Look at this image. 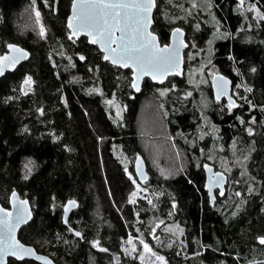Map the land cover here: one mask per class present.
I'll list each match as a JSON object with an SVG mask.
<instances>
[{"label": "trees", "instance_id": "1", "mask_svg": "<svg viewBox=\"0 0 264 264\" xmlns=\"http://www.w3.org/2000/svg\"><path fill=\"white\" fill-rule=\"evenodd\" d=\"M245 1L256 3L264 14V0ZM156 2L152 30L162 44L169 42L174 27H182L188 42L186 68L193 62L210 65L214 76L229 77L236 106L229 111L227 99L216 98L214 76L196 89L185 73L182 78L169 76L162 85L145 79L137 94L131 70L105 61L86 37L69 39L66 22L72 0H0V56L10 43L31 53L28 61L0 79L1 186L29 199L35 238H28L62 263L109 264L111 256L104 254L118 251L129 234L154 247L152 236L172 224L184 233L181 242L165 250L168 264H264V244L257 239L264 236V18L246 16L239 0ZM30 6L41 13L43 37L26 28L25 10ZM190 6L191 14L186 15ZM207 41L213 43L209 51ZM124 73L129 81L120 88L117 74ZM26 76L31 83H24ZM237 84L240 88L233 94ZM161 88L169 89L164 96ZM116 93L126 102L124 119L118 123L106 105ZM152 99L164 109L168 133L188 159L185 172L177 177L152 176L139 148L142 129L155 135L148 140L156 146L162 142L156 138L163 131L157 113L148 106L156 104ZM144 103L148 109L140 132ZM37 109H43L42 114ZM117 147L142 155L150 172L142 183L148 188L146 196L135 202L129 201L135 184L115 155ZM222 160L238 165L237 170L241 164L245 185L236 182L237 171L224 172ZM205 163L228 176L226 193L216 194L214 204L204 188ZM70 199L79 206L65 226L61 213ZM94 208L98 217L93 216ZM93 240L102 246L94 262L88 256Z\"/></svg>", "mask_w": 264, "mask_h": 264}, {"label": "snow or ice", "instance_id": "2", "mask_svg": "<svg viewBox=\"0 0 264 264\" xmlns=\"http://www.w3.org/2000/svg\"><path fill=\"white\" fill-rule=\"evenodd\" d=\"M155 6V0H72V14L68 16V28L71 29L69 39L82 31L86 32L90 42L99 45L104 60L110 61L113 65L131 68L133 76L131 87L139 90V80L142 76L150 75L153 80L163 79L170 71L178 70L180 64L179 52L183 41L180 40L179 34L182 30L172 29L173 43L164 45H161L155 34L149 31L151 12ZM253 8H255L254 5ZM36 16L38 21L39 12L36 13ZM117 32L119 35L116 34ZM44 34L45 30L41 26V37ZM7 47L12 52L0 56V74L4 72L5 68L15 67L21 59L28 55L23 48L15 44H8ZM80 59L83 60L85 57L81 56ZM24 83H31V77L26 76ZM228 83L229 81L225 77H213V86L217 88L218 100L220 96L227 95ZM163 91H167V89ZM246 91H251V88H246ZM228 100V110L231 111L236 105L231 96L228 97ZM249 104L250 108L255 107L250 102ZM37 111L42 114L43 109H37ZM240 122L244 123L242 119ZM247 131L251 134L253 130L248 128ZM207 167L205 165V168ZM137 171L140 176H145L143 172L139 171V166ZM129 179H132L131 175H129ZM223 180L222 173H214L210 178V185L222 183ZM132 182L136 183L134 179ZM210 185L205 186L209 187L211 199ZM248 191L252 192L253 187H249ZM132 195L134 196L136 193L134 192ZM236 195L239 196L240 193L237 192ZM11 196L14 213L7 208L0 207V264H3L4 257L9 253L21 260L25 256L34 255L33 249L22 244L15 236L16 228L31 216L28 201L20 200L15 191L11 193ZM68 203L74 205L75 201L70 200ZM67 210V206H65V212ZM76 235L80 236L81 234L77 232ZM257 239L261 244H264V236L257 237ZM128 243H132L131 236L128 238ZM140 243L146 250L151 251L143 240ZM92 244L99 247V242L96 240H93ZM101 250L107 251V249ZM142 255L143 253H141ZM37 258L46 259L45 257ZM157 259L164 262L163 256H157Z\"/></svg>", "mask_w": 264, "mask_h": 264}, {"label": "rangeland", "instance_id": "3", "mask_svg": "<svg viewBox=\"0 0 264 264\" xmlns=\"http://www.w3.org/2000/svg\"><path fill=\"white\" fill-rule=\"evenodd\" d=\"M239 2H240V6H239L240 10L242 12H246L247 13L245 14L246 16L248 17L250 16L251 18H256V19L264 18V14L261 11V8L256 3H249L245 0H239ZM253 5L255 6V8H253ZM191 10H192V6H190L187 9L186 15H190ZM25 11L27 14V18H26L27 27L26 28L27 29L31 28L36 31L38 30V32L40 33L41 26H43L45 33H46V29L41 21V15H40L41 13L36 9V7L35 6H30L29 8L27 7ZM37 12H39L38 21H37V16H36ZM179 17L180 19L186 21V18L182 17L181 15ZM196 25L197 24L194 25L195 34L198 32ZM214 38H216V35ZM211 44L213 43L210 41L206 42L205 48L208 51H209ZM190 59H192V57ZM209 66L204 67L203 65L195 64V62L191 64L190 69H187L185 66L186 81L191 83V86L195 89L197 87H201L203 83H206L208 79H210L216 74L215 69L210 68ZM128 81L129 79H128L127 74L125 73L117 74V82H118L117 84L120 88L121 86H124V85L126 86ZM239 88H240V84H237L233 88V94L237 93ZM164 89H167V88H161V92L163 93V94L161 93L162 96L167 94V91L169 90L167 89V91H163ZM145 98L150 99L152 97H149V95H147ZM109 101H111V103H109ZM152 102H155V100L152 99ZM155 103L156 104L148 103V106L149 104H151V107H150L151 110L157 113L158 129L163 130L162 132H159L160 133L159 135H156V138H162V142H157V143H161L160 146L162 147L156 146L153 142H150L148 140L149 136L155 137V135L149 134L147 130H145L144 132V129H142L144 126L143 124L146 123L145 122V115H146L145 112H147L146 110L148 109V107L147 109H144V105H145L144 103L143 108L141 109L142 111H141L140 117H139L140 125H138V128H137L138 131L140 132L142 129V132L140 133V135L144 137L142 141L141 140L139 141V148L142 150V154L147 160L152 176L154 174L158 178L177 177L183 172H185L186 166L188 164V159H187L185 150L183 148L181 149L179 145L177 144V142L175 141V139L171 137L168 133L169 128H167V124L164 121L165 119L164 109L161 107V105H159L158 102H155ZM106 105L108 108L112 109V112L114 113L113 120L116 123L124 119V115L126 111V102L124 101L122 94H118V93L114 94L110 99L106 101ZM167 153H169L170 155H168ZM115 155L127 169L126 173L128 175H131L132 178L136 181L134 190L132 192V193L135 192L136 195L133 196L131 193L129 196V201L135 202L139 198H144L146 196V192L148 191V188L142 185L141 182H139L135 174L134 161H135L136 154L125 152L123 149H121V147H117L115 150ZM167 156H170L171 158H167ZM222 163H223L222 168L225 170L224 172H226V174H227V171L230 173H235L237 171L236 172V182L237 181L239 182L238 185L243 186L246 184L247 174H246V171L243 168H241L240 163H239L238 170H237L238 165L232 164L231 166H229V163H227L226 160H222ZM150 172L148 174H150ZM228 185H229V182H228ZM228 185H227V188H228ZM93 211H94L93 216L98 217L99 215L97 211L95 212V208L93 209ZM158 222H159L158 224L162 225V223L164 222V219L159 220ZM153 231L155 232V229ZM183 233H184L183 229L181 227H178L177 225L171 224L168 226H164L161 228L160 234H157V235L155 234L152 236L153 243L155 244L154 247L151 245V243L146 242L144 239L142 238L137 239L133 237L131 234H129V236L132 237L131 244L128 243V238H129L128 236L127 239L121 242V246L118 251L109 252L107 254H104L103 257L105 258L107 255L111 256V262L109 264H135V263L137 264H168V261L166 259L165 250L168 249L173 243H175V241L176 243L181 242L183 238ZM163 236H165V243H163L162 241ZM141 240H143L145 243L148 244L151 251H148L144 248V245L140 243ZM37 244L41 246L43 245L39 242H37ZM88 246L87 247L89 248L88 249L89 259L94 262L96 258H99V254L101 253L98 251H99V248H101L102 246L100 244H99V247L94 246L92 244V241H89ZM155 246H158V248H160V251H157ZM92 248L94 249L92 250ZM96 252H98L99 254H97ZM141 253H143L142 256H141ZM153 253H155V255H153ZM157 256H163L164 262H161L160 260H158ZM107 263H108V260H106V264Z\"/></svg>", "mask_w": 264, "mask_h": 264}, {"label": "water", "instance_id": "4", "mask_svg": "<svg viewBox=\"0 0 264 264\" xmlns=\"http://www.w3.org/2000/svg\"><path fill=\"white\" fill-rule=\"evenodd\" d=\"M155 5H156V6L153 7L152 12H151V23L149 24V31H151L152 33L155 34V36L157 37V39H158V41H159V43H160L161 45H164V44H162V42L160 41L159 35H158L157 33H155V32L152 30V27H153V24H154V12H155L156 7H157V2H156V0H155ZM71 14H72V3H71V8H70V14H69L68 16H70ZM66 25H67V28H68V18H67ZM174 28H179V29L182 30L181 33L179 34V38H180V40L183 41V44L181 45V47H180V52H179V55H180L179 69L176 70V71H170L165 77H163V79H156V80H153L152 77H151L150 75H144V76H142V77L140 78V80H139V90L133 88V90H134L137 94L141 93V91H142V89H143V84H144L145 79H150L154 84L162 85V84H164V83L167 81V79H168L169 76H177V77H179V78H182V77L184 76V73H185V51H186V49L188 48V42L186 41V31H185L182 27H179V26L174 27ZM174 28H173V29H174ZM68 29H69V28H68ZM70 33H71V29H69V35H70ZM116 34L119 35L118 32H117ZM81 37H86L87 40H88V42H89L90 44H92V43L90 42L88 36H87V33H86V32H83V31L80 32L78 35L73 36L71 39H76V40H77V39H79V38H81ZM171 43H173L172 30H171L170 35H169V42L166 43V44H171ZM10 44H15V43H10ZM15 45H17V46L20 47V48H23V49L27 52L28 55H27L24 59H21V60L15 65V67L5 68V69H4V72H3L2 74H0V79H1L2 77H4L7 73L14 72V71H15V70H16L21 64H23V63H25L26 61H28V60L30 59V57H31V53H30V51H29L28 49L22 47V46L19 45V44H15ZM93 45L97 46V47L99 48V50L102 52V50L100 49L99 45H96V44H93ZM112 46L115 47V45H112ZM11 52H12V50L9 49V48L7 47V51H6L4 54H2L1 56H4L5 54H10ZM102 53H103V52H102ZM105 61H106V60H105ZM108 62H110V61H108ZM110 63H111V62H110ZM111 64H112V63H111ZM112 65H113V64H112ZM114 66H117V67L122 68V69H124V70H131V68H126V67H123V66H121V65H114ZM131 71H132V70H131ZM221 76L227 78V80L229 81V83H228V85H227V95H222V96H220L219 99H221V98H226L227 101L229 102L228 97L231 96V97H232V100L235 102V100H234V98H233V95H232V87H233V82H232V80H231L229 77L225 76V75H221V74L216 75L217 78H219V77H221ZM131 77H132V80H133V76H132V74H131ZM131 83H132V81H131ZM211 84H212L213 92H214V94H215V96H216V98H217V88L213 86V79H212ZM205 165H207L208 167L205 168ZM138 166H139V171H140V172H143V173L145 174L144 177H142V176H140V175L138 174V171H137ZM203 168H204V171H205V183H204V188H205V190L208 192V195H209V187H206L205 185H210V178L213 176V174H214V173H222V174H223V177H224V180H223L222 183H219V184H211V185H210V186H211V195H212V198L210 199V197H209V199H210V203H211V204H214V201H215V199H216V194H215L216 189H219V196L222 197V196L225 195V193H226V186H227V183H228V176H227L224 172L219 171V170H216L215 167H214L213 165L209 164V163H205L204 166H203ZM134 171H135V174H136L138 180H139L141 183H146V182L149 180V174H148V171H147V165H146V162H145L143 156L140 155V154H138V155L136 156V158H135V161H134ZM15 192H16V194H17V197H18L20 200H27V201H28V208H29L30 213H31V216H30V217H29L24 223L20 224V225L17 227V228H19V227H21V226H23V225H26L27 223H29V222L33 219V212H32V209H31V206H30L29 200H28V199H22L21 196H20V194H19L17 191H15ZM221 193H222V194H221ZM12 199H13V198L11 197V202H12ZM70 200L75 201V204H74V205L69 204L68 202H69ZM70 200H68V201L64 204V206H63L62 222H63V224H64L65 226H69V220H70L71 214H72V212H73L74 210H76V209L78 208V206H79V202H78L77 200H75V199H70ZM65 206H67V209H68L67 212H65ZM12 207H13V203H12ZM14 211H15V209H14V207H13V213H14ZM17 228H16V229H17ZM77 232H79V231H77V230H73L72 233H73V235H74L75 237H77V238H82V234H81L80 232H79V233L81 234L80 236H77V235H76ZM15 236H16V235H15ZM27 247H28V246H27ZM30 248L33 249V251H34V255L25 256V257H23V259H34V260H36L38 263H41V264H49V262H50V264H56V263H55L50 257L38 253L34 247H30ZM37 257H45L46 259H45V260H42V259H38Z\"/></svg>", "mask_w": 264, "mask_h": 264}, {"label": "flooded vegetation", "instance_id": "5", "mask_svg": "<svg viewBox=\"0 0 264 264\" xmlns=\"http://www.w3.org/2000/svg\"><path fill=\"white\" fill-rule=\"evenodd\" d=\"M13 191H17L20 194V192L17 189H11V188L4 189L1 186V180H0V207L7 208L11 212H13V207H12V202H11V197H12L11 193ZM218 193H219V189H216L215 194H218ZM20 196L22 199H28L21 194H20ZM29 203H30V201H29ZM30 206H31V209L33 212V219L29 223H27L26 225H23V226L16 229V231H15L16 239L19 240L25 246L34 247L38 253L50 257L56 264H66V263H62L61 261H58L50 253L38 250L34 244L35 242H33V240L31 242V240L29 239L30 236L32 238L33 237L35 238V229H34L35 227L32 226L34 216H35V212H34V209L31 205V203H30ZM62 216H63V208H62V213H61V219H62ZM72 232H73V230H72ZM3 264H41V263H38L34 259H22L21 260V259H18L17 257L12 256L9 253L4 257Z\"/></svg>", "mask_w": 264, "mask_h": 264}]
</instances>
